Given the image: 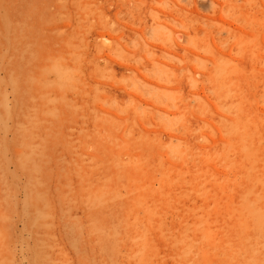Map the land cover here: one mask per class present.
<instances>
[{
    "label": "rangeland",
    "instance_id": "374dc122",
    "mask_svg": "<svg viewBox=\"0 0 264 264\" xmlns=\"http://www.w3.org/2000/svg\"><path fill=\"white\" fill-rule=\"evenodd\" d=\"M175 5L0 0V264H264V13Z\"/></svg>",
    "mask_w": 264,
    "mask_h": 264
},
{
    "label": "bare ground",
    "instance_id": "6f19581e",
    "mask_svg": "<svg viewBox=\"0 0 264 264\" xmlns=\"http://www.w3.org/2000/svg\"><path fill=\"white\" fill-rule=\"evenodd\" d=\"M234 2L230 3L229 7L227 8V2L226 0H186L187 4H192L191 8L179 6L176 5L172 9H168L165 14H169L173 16L178 23V26H180L182 29H177L175 40L171 43L170 47L172 50H176L178 48H184L186 51V54H189L191 52H195L194 44H198V38L199 39H207L208 33L211 34L217 38H222V34L226 32L228 34V37L223 39V43H231L234 40L240 41L242 40V34L239 33V31L232 29L231 26L225 25L228 21L224 19V16L222 13H219L223 9V11H227L228 13H234L235 15L243 18H253L260 13H264V7L261 8H255L254 6H251L250 1L254 0H245L246 3L243 2V0H232ZM264 2V0H262ZM200 5L206 6V12L202 13L200 9ZM246 6V8L244 7ZM244 7V8H243ZM236 8V10L234 9ZM194 12V13H193ZM193 15L191 19L188 20L186 16ZM203 18L204 25H200L199 23H195L194 19L197 18ZM230 24V23H229ZM192 26V27H191ZM191 31V32H190ZM143 32V31H141ZM233 37L232 39H230ZM120 41V40H119ZM118 41L117 44H120ZM102 44V43H101ZM100 43L97 44L100 49L103 45ZM132 45L134 47H138L136 45V42H133ZM210 45V42L208 43V47ZM156 46V45H154ZM110 47V46H109ZM158 47V46H156ZM144 52H150L149 45H143L142 47ZM100 51V50H99ZM101 52V51H100ZM218 52L224 53L221 50ZM141 59L137 61V64L134 66L135 70L138 72H142L143 70H148L150 64H153V69L156 70L155 65V54H151L150 57H142L139 56ZM222 57V55H220ZM180 67V66H179ZM191 71V68H189ZM197 77H200V73H196ZM189 77L194 78L192 73H189ZM226 81H223V85ZM252 259V258H251ZM254 259V258H253Z\"/></svg>",
    "mask_w": 264,
    "mask_h": 264
}]
</instances>
